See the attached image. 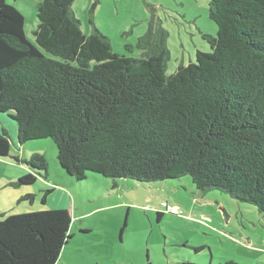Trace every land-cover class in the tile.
<instances>
[{
  "label": "trees",
  "instance_id": "trees-1",
  "mask_svg": "<svg viewBox=\"0 0 264 264\" xmlns=\"http://www.w3.org/2000/svg\"><path fill=\"white\" fill-rule=\"evenodd\" d=\"M76 1L38 4L35 46L24 16L0 0V114L17 123L18 144L52 139L60 168L78 182L188 176L202 193L220 191L264 214V0H210L218 27L217 37L205 36L211 51L170 75L169 33L159 20H150L137 43L142 54L132 58L94 26L98 0L93 32L83 33ZM8 158L33 172L13 187L50 181L47 159L13 155L2 127L0 159ZM3 217L0 264L59 262L72 237L67 210Z\"/></svg>",
  "mask_w": 264,
  "mask_h": 264
},
{
  "label": "rangeland",
  "instance_id": "rangeland-1",
  "mask_svg": "<svg viewBox=\"0 0 264 264\" xmlns=\"http://www.w3.org/2000/svg\"><path fill=\"white\" fill-rule=\"evenodd\" d=\"M44 0H7L25 18L24 31L35 46L38 4ZM93 24L111 41L119 55L139 58V38L154 17L169 33L167 73L195 61L198 51L210 52L205 36L217 37L209 18L210 0H98ZM95 0H77L73 6L86 36L93 32L91 7ZM126 46H131L128 51ZM3 117V118H2ZM2 122H5L4 125ZM7 128L12 154L21 160L43 155L50 181L38 178L15 188L25 164L0 161V218L30 212L65 209L72 218L69 239L57 264H264V214L220 191L202 193L190 177L139 183L89 175L83 182L59 165L52 139L19 145L17 123L0 114ZM55 190L46 203V191ZM34 200H23L27 195ZM2 219V218H1Z\"/></svg>",
  "mask_w": 264,
  "mask_h": 264
},
{
  "label": "crops",
  "instance_id": "crops-1",
  "mask_svg": "<svg viewBox=\"0 0 264 264\" xmlns=\"http://www.w3.org/2000/svg\"><path fill=\"white\" fill-rule=\"evenodd\" d=\"M0 161L6 163V162H8V159H0ZM50 179H51V177H50Z\"/></svg>",
  "mask_w": 264,
  "mask_h": 264
}]
</instances>
